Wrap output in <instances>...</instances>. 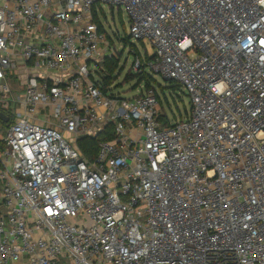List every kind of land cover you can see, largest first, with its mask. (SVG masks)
<instances>
[{"label":"built area","instance_id":"1","mask_svg":"<svg viewBox=\"0 0 264 264\" xmlns=\"http://www.w3.org/2000/svg\"><path fill=\"white\" fill-rule=\"evenodd\" d=\"M96 2L185 118L103 89ZM0 113V264H264V0H0Z\"/></svg>","mask_w":264,"mask_h":264},{"label":"rangeland","instance_id":"2","mask_svg":"<svg viewBox=\"0 0 264 264\" xmlns=\"http://www.w3.org/2000/svg\"><path fill=\"white\" fill-rule=\"evenodd\" d=\"M93 17L102 25L108 41L110 49L117 60V70L113 73V79L109 83V92L117 95L119 98H130L137 94L140 85L143 82L136 84V74L140 73L138 68H135L134 61L137 56L141 60L145 56L153 54L152 46L146 41L132 40L129 37V23L124 11L118 7H111L106 3L96 2L92 5ZM135 55H133V52ZM137 53V55H136ZM115 58L114 56H112ZM104 67L103 63L91 66L93 72L99 71V68ZM146 73L151 75V86L155 90L159 106L162 109L163 116L160 117L161 122H173L178 119L185 118L190 109V99L186 91L178 84L171 83L163 79L159 75H155L148 70ZM125 77H130L126 80ZM100 81H102L100 79ZM12 83V80L9 79ZM14 87V86H12ZM14 94H20V91L14 87ZM9 113H5L9 116ZM6 125L0 120V141L4 136ZM88 139V138H82ZM81 140L79 143L83 145ZM4 146V142H0V148Z\"/></svg>","mask_w":264,"mask_h":264},{"label":"trees","instance_id":"3","mask_svg":"<svg viewBox=\"0 0 264 264\" xmlns=\"http://www.w3.org/2000/svg\"><path fill=\"white\" fill-rule=\"evenodd\" d=\"M94 20L97 22L99 29L101 31H104L102 25L95 18H94ZM149 58H150V56H145L144 57V59H149ZM117 60L118 59L116 57L113 58L111 56V57H105L103 59V61L101 62V63H103L104 67L99 68V71H97V75L99 76V78L104 83L103 89H105V86H108L109 83H110V81H111V79H113V73H114V71L117 70V65H118ZM135 76H136V84L137 85H139V83L143 82L144 88H152L151 83H150L151 82V79H152L151 78V75L148 74V73H146L143 68L140 71V73L136 74ZM125 79L128 81L131 78L130 77H125ZM169 82L174 83L173 81H169ZM156 97H157V95H156ZM157 100H158V98H157ZM3 123H5V122H3ZM5 125L7 127V123H5ZM104 138H111V135H106L103 138L100 136V138L97 137V138H94V139L88 138V139L81 140L82 138H80L79 141L81 140V142H82L83 145L81 146V144L79 143V141H78V145L81 148L84 156H86V157H93L96 154V149H97V146L96 145H97V142L100 139H104ZM1 141H2V139H1ZM3 147L4 146H2L0 148V150L3 149Z\"/></svg>","mask_w":264,"mask_h":264},{"label":"water","instance_id":"4","mask_svg":"<svg viewBox=\"0 0 264 264\" xmlns=\"http://www.w3.org/2000/svg\"><path fill=\"white\" fill-rule=\"evenodd\" d=\"M0 120L4 122L7 121L6 117L2 113H0Z\"/></svg>","mask_w":264,"mask_h":264},{"label":"crops","instance_id":"5","mask_svg":"<svg viewBox=\"0 0 264 264\" xmlns=\"http://www.w3.org/2000/svg\"><path fill=\"white\" fill-rule=\"evenodd\" d=\"M4 122V121H3Z\"/></svg>","mask_w":264,"mask_h":264}]
</instances>
